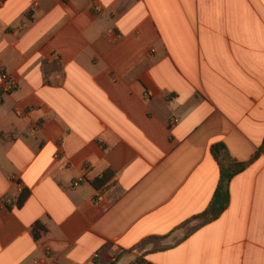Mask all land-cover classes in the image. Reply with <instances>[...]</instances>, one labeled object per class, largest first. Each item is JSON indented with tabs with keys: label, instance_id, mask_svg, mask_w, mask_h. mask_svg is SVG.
I'll return each mask as SVG.
<instances>
[{
	"label": "crops",
	"instance_id": "crops-1",
	"mask_svg": "<svg viewBox=\"0 0 264 264\" xmlns=\"http://www.w3.org/2000/svg\"><path fill=\"white\" fill-rule=\"evenodd\" d=\"M0 69V264H264V152L195 218L264 143V0H0Z\"/></svg>",
	"mask_w": 264,
	"mask_h": 264
},
{
	"label": "trees",
	"instance_id": "trees-1",
	"mask_svg": "<svg viewBox=\"0 0 264 264\" xmlns=\"http://www.w3.org/2000/svg\"><path fill=\"white\" fill-rule=\"evenodd\" d=\"M210 152L219 168V182L208 209L204 211V213L195 217H207L205 221L215 219L226 209L229 201V182L234 176L243 172L254 160H256L261 152H264V143H262L260 149L247 162H240L233 159L229 155L225 145L221 143L212 145ZM29 193L28 189L23 188L15 202L6 203V205L8 207H12V205L17 208L21 207L28 198ZM34 233L37 236L36 232Z\"/></svg>",
	"mask_w": 264,
	"mask_h": 264
},
{
	"label": "built area",
	"instance_id": "built-area-1",
	"mask_svg": "<svg viewBox=\"0 0 264 264\" xmlns=\"http://www.w3.org/2000/svg\"><path fill=\"white\" fill-rule=\"evenodd\" d=\"M0 86L3 88L4 91L9 92L11 90H15L17 88V83L14 79L7 76L2 69H0ZM84 181L83 177L75 180L72 183L73 187H77L80 183Z\"/></svg>",
	"mask_w": 264,
	"mask_h": 264
}]
</instances>
